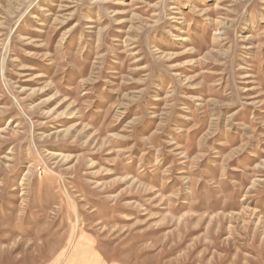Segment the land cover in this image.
Instances as JSON below:
<instances>
[{"label": "rangeland", "instance_id": "obj_1", "mask_svg": "<svg viewBox=\"0 0 264 264\" xmlns=\"http://www.w3.org/2000/svg\"><path fill=\"white\" fill-rule=\"evenodd\" d=\"M0 264H264V0H0Z\"/></svg>", "mask_w": 264, "mask_h": 264}]
</instances>
